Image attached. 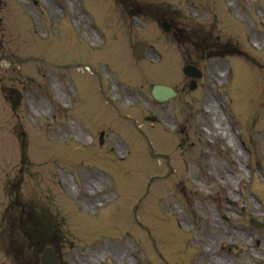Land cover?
Instances as JSON below:
<instances>
[{
  "label": "rangeland",
  "instance_id": "1",
  "mask_svg": "<svg viewBox=\"0 0 264 264\" xmlns=\"http://www.w3.org/2000/svg\"><path fill=\"white\" fill-rule=\"evenodd\" d=\"M162 12L194 44L169 42L149 16ZM201 38L236 50L202 58ZM259 45L264 0H0V264L33 256L42 211L68 235L67 264H264L248 221L264 219ZM186 59L203 70L194 89ZM154 82L185 88L156 103Z\"/></svg>",
  "mask_w": 264,
  "mask_h": 264
},
{
  "label": "water",
  "instance_id": "2",
  "mask_svg": "<svg viewBox=\"0 0 264 264\" xmlns=\"http://www.w3.org/2000/svg\"><path fill=\"white\" fill-rule=\"evenodd\" d=\"M171 94H174V91L168 86L155 85L153 88V95L155 97L161 98L162 95L168 96Z\"/></svg>",
  "mask_w": 264,
  "mask_h": 264
}]
</instances>
